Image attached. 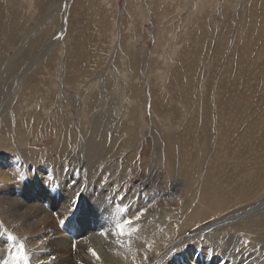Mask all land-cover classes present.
Segmentation results:
<instances>
[{"label": "rangeland", "instance_id": "374dc122", "mask_svg": "<svg viewBox=\"0 0 264 264\" xmlns=\"http://www.w3.org/2000/svg\"><path fill=\"white\" fill-rule=\"evenodd\" d=\"M4 23L8 26L6 31L1 27ZM0 24V75L5 76L7 70L8 77H5L8 82L13 80L12 85L22 71L23 77L30 80L28 88L24 85L20 88L19 84L17 90L15 88L17 97L12 98L8 111L14 106L13 110L23 115L30 126L35 123L37 126L33 127L36 132L33 136L26 134L20 141L26 140L27 148H24L33 154L38 165L27 172L23 165L15 164L18 156L14 153L13 158L10 157L8 190L13 189L18 197L24 185L32 186V183L49 188L47 192L52 198L62 192L72 200L83 198L87 202L94 201L95 197L102 200L98 212L108 216L105 219H110L111 224L107 227H112L108 231L106 226L102 229L108 236L114 233L112 242L103 239L105 247L100 248L105 253L100 254L101 258H108L104 264H120L122 252L125 249L128 252V247L137 239L143 241L148 236L145 227L150 220L163 217L161 212L165 208L174 209V197L166 192L171 179L163 175V154L168 148L174 150V167L179 165V158L197 162L204 157L201 156L203 150L212 149V136L219 129L218 122L222 134L240 137L241 142L248 138L247 142L252 143L250 147L246 146L247 142L237 146L247 160L258 168L259 163H264V0H0ZM9 96L12 97V92L4 97L6 102ZM88 101L91 105L96 101L94 109L86 106ZM113 104L111 124L100 131L106 146L112 149L100 159L99 168L84 169L83 151L77 146V142L81 143L78 127L82 123L84 129L88 128L92 119L102 117L99 114L103 107L110 110ZM57 110L60 112L56 113ZM59 118L67 121L68 129L72 125L77 127H74L76 133L79 132L76 142L69 141L70 137L68 140L61 137L57 128L61 124ZM150 130L152 133L148 132ZM203 133L208 136L203 138ZM129 135L138 137L137 145L128 142ZM7 139L5 134H0V145H10L9 149L17 152L11 144L13 140ZM232 141L223 142L218 148L215 143L214 153L218 154L217 160L224 172L234 171L229 157ZM56 148L73 153L69 156L59 151L58 154ZM42 155L46 159L41 160ZM71 155L75 162L70 161ZM39 165L42 170L37 169ZM145 166L152 168L153 177L150 175L152 183L142 187L148 175ZM91 171L94 176L88 184L89 187L95 185L96 191L86 192L84 185ZM114 174L128 178L129 182L123 179L126 183L120 189L122 192H115L113 187L115 183L120 185L119 178L113 186L108 185ZM254 175L256 172L252 173ZM258 192L264 194V187ZM37 202L31 203V213L23 218L34 216ZM47 203L43 207L52 206ZM56 203L49 210L54 219L59 206L58 201ZM16 216L19 218L18 214ZM13 217L12 223L4 222L7 229L0 231V264L41 263L42 260H36L31 253L33 246L45 250L44 240L28 225L26 239L18 240L17 228L22 222ZM125 220L131 223L125 224ZM65 225L57 226L64 229ZM93 230L92 235L82 236V242L89 249L93 245L88 236H94L96 230ZM154 239L158 240L156 235ZM118 244L123 247L118 249ZM72 246L75 247V241ZM199 247L192 248L198 251ZM204 248L211 253H208L209 258L203 256L202 261L211 264L212 249ZM71 253L74 262H79L78 253L74 250ZM67 256L58 254V259H67ZM94 259L80 264H103L97 256ZM177 263L189 264L183 259ZM215 264H225V261L221 259Z\"/></svg>", "mask_w": 264, "mask_h": 264}, {"label": "bare ground", "instance_id": "6f19581e", "mask_svg": "<svg viewBox=\"0 0 264 264\" xmlns=\"http://www.w3.org/2000/svg\"><path fill=\"white\" fill-rule=\"evenodd\" d=\"M1 27H3V29H5L6 31L8 26L5 25ZM14 37H16V35ZM24 49H27V48H24ZM12 61H15L14 58L12 59ZM12 61H9V64H11ZM6 71H5V76L8 77V74L6 73ZM26 72H27V75H30L28 74L29 71H26ZM23 74L24 73L22 71L19 74L21 76L20 78H14L16 81L14 85H12L13 80L12 82H8L9 80L4 75H0V134H5L8 138L7 140L12 139L13 141L11 142V144L15 148H17V152H14L13 150H11V148L9 149L10 145L8 147L6 145H2V146L0 145V231L2 230V228L7 229L6 225H4V222L7 224L8 221L10 222L14 221L13 216H15L16 219H20L22 222L21 223L22 226L17 225L19 228L16 227L17 228L16 234H18L17 235L18 240L23 241L26 239V237L24 236L27 233V231L25 230L26 229L25 227H27V225L29 227L33 226L32 227L33 230L38 231V233L40 234V238L44 240V244H45L44 245L45 250H40L38 246L37 247L33 246V253H31V255H33L34 256L33 258H35L36 260H42V262L38 264H80V262L82 263L88 262L89 259L93 260L94 258H96V256L98 259H101L104 264V262L105 263L107 262L108 258L107 257H102L103 259L101 258L100 254H103L104 252H101L100 248L105 247L104 246L105 243L103 239L105 241L108 240L112 242L111 238H112V235L114 237V233L113 234L108 233L109 234L108 236L107 233H104L102 229L104 226H106V229L108 231V229L111 230L112 227L111 226L107 227L108 224H111L110 219L109 221H106L105 219L106 217L108 218V216H106L104 212H102L101 214H99L98 212L103 203L101 199H100L101 201H99L98 200L99 198L95 197L96 199L94 201L87 200V202L86 200L84 201L83 198L72 200L71 198H69V196H65V193L63 194L62 192H60L61 194L59 196L52 198L47 192V190H50L49 188L45 189L44 187H41L39 185L35 186L32 183L30 184L32 186L24 185V188L22 190L19 189L20 194L18 197L15 196V191L13 189L8 190L9 187L6 185V183H8L10 179L9 168L12 167L10 157L13 158L12 155L14 153L16 156H18L17 157L18 160H16L15 164L19 163L20 165H23L27 172L30 168H32V166H34L35 168V165H38L33 160V157H34L33 154L24 148L26 147L24 146V144H26L24 143L26 140L24 142L23 140L20 141V139H22V137H24L26 134L27 135L32 134L31 136H33V133H36L33 129V127L35 128L37 127L36 123L34 124L35 126H30L29 121L26 120L23 115L21 116L17 113L16 110H13L14 106L12 107V109H10L11 111H8L10 105L13 103L12 98L14 96L17 97V95L15 94V88L17 90L18 84L20 88L22 87V85L27 86V88L29 86L30 80L29 78L27 79L25 76L23 77ZM63 74H65V72ZM24 91L26 90H23V92ZM8 92H12V97H10L11 96L10 95L9 96L10 101L8 100V102H6L4 100V97H6ZM65 100L66 99L64 98V101ZM95 103L96 101L91 105L90 102L88 101L86 103V106H88V108L90 107L94 109L95 107L94 105H96ZM14 105L16 106V104ZM151 105H152V100H151ZM152 106L154 107V105ZM109 107H110V110L105 109L104 107L102 108V113L99 114L102 116L100 118L101 120L98 119L96 116V119H92V123L88 128L84 129V126L82 125V123L78 127L79 131H81V136H80L81 138H79L78 141L81 143L79 144L77 142V146L80 145L83 151L82 155L84 157H83L82 162L84 165L83 166L84 169H87L89 166H90L89 168H92L91 170L99 168L98 166L100 163V159H102L112 149L106 146V141L104 140L103 137H101L102 134L100 135V131L101 130L103 131L105 127L107 126V124L108 125L111 124L110 122V116L112 115L111 110H113L114 108L112 107H115V106L113 104V105H110ZM59 112L60 111L57 110L56 113H59ZM25 114H27V112ZM26 118L29 119L28 117ZM66 124L68 125L67 121H64L62 118L60 126L57 125L58 131L61 132L60 133L61 137L63 138L64 136L66 140H68V137H70L71 139L69 138V141L72 140V142H76L75 139L77 138V134L79 132L76 133V131L74 130V127L75 128L77 127L72 125V128L69 127L68 129V127H66ZM54 127L56 128V125ZM217 127L219 128L217 133H215L212 136V138H214V140L211 142L212 149L203 150L201 156H204V157H201L198 159L196 158L198 161L195 163H191L190 161L185 162L184 158H183L184 160H180L182 158H179V165L176 166L178 168L175 169L176 167L172 166L174 165L173 159L175 156L173 148H168L165 151V153L163 154V158L165 159V169H164L163 175L170 176L169 178L171 179V181L169 182L168 191L166 192H168L169 195L174 197L173 203H176L175 207L174 209L172 207L163 209V211L161 212L163 217H160L157 220H150V224H148L149 226L145 227V229L147 230L146 233L148 236L143 241L137 239V241L134 243L133 242L134 240H133L131 247H128L129 248L128 252L126 249L124 253L122 252L123 256H122V259L120 260V264H178L177 261L179 259H183L189 264H200V263L208 264L207 261L205 262L202 261V258L203 256H204V259L209 258L210 256L208 253H211V251L210 250L206 251L204 247L212 249V255H213L212 261L215 263L219 262L221 259H224L225 264H264V194H259L260 192H258V189L260 187H264V163H259V165L260 164L261 165L258 168V165L247 160L245 158L246 155H244V153H241L240 151L237 150V146L239 145L241 146L243 142L246 143L248 141L247 137H246L247 139L241 142L239 141L240 137L233 138V137L222 134L221 132L222 127H221V124L218 122H217ZM48 128L49 126L47 127V129ZM214 131H215V126H214ZM148 132L152 133V130ZM203 134H204L203 138L208 136L205 133ZM115 138H118V136L117 137L115 136ZM26 139H27V136H26ZM230 139H232L233 141L231 142L232 147L230 148V151H229V157L231 159L230 162H231V166L234 171L224 172L222 171L219 161L217 160L218 154L214 153L216 152L215 143L217 142V145H218L217 148H218L219 145H221L223 142H226ZM2 142H3V139H2ZM62 142L65 143L64 141ZM128 142L134 143V145H137L138 137L136 135L134 136L129 135ZM119 144H121L120 141H119ZM251 145L252 143L250 144L249 142H247L246 146L250 147ZM116 148H115V151H116ZM138 148L139 146L137 147V149ZM181 148H182V144H181ZM183 150L185 149L183 148ZM59 151H62L63 154L67 153L69 156L70 154L73 153V152L71 153L70 151L66 152V150H57L56 153L60 154ZM135 153H138V151L135 150ZM238 154H240V156L237 158ZM43 158L45 157L42 155L41 160ZM56 158H59V155H57ZM158 159H161V157H159ZM70 161L71 162L76 161L72 155L70 157ZM40 166L41 165H39L37 169L39 168L40 170H42V166L41 167ZM151 170L152 168L145 169V172H147L148 175L145 179V182L141 183L142 187L145 184L152 183V178L150 179V175L151 173L153 175V171L151 172ZM30 171L32 172V169ZM253 172H256V175L252 176ZM88 176L90 177L87 178L86 180L87 183L86 181L84 182L86 183L84 185V187H86L85 190H87L86 192L96 191L95 185H92L91 187H89V184H88L89 179H91L94 176V173L91 171V174L90 175L88 174ZM118 178L120 182L118 183L120 185H116V183L114 184V181L115 180L117 181ZM123 179H126L128 181L127 177L125 176L117 177V175L114 174L112 175V179L109 180L108 185L113 186L114 184L113 186L115 189L114 191L115 192L117 191L118 193L122 192V190L120 191V189H122L123 186L125 187V183H126L125 181H123ZM158 181H159V178H158ZM95 183L96 181H94V184ZM3 185H5L6 187H4ZM33 186L37 187L36 190H33ZM58 188H60L61 190V186H58ZM86 192L84 191V193ZM19 197H22V198H19ZM39 198H42V199H39ZM149 198H152V196ZM34 200L36 201L38 200L34 216H32L31 218L25 219L27 217L26 215L28 214V212H30L29 209L31 208L29 207H31L30 205ZM44 200L45 202H48L52 206L43 207L45 203V202L43 203ZM54 200H55V203H53ZM57 201L60 207L57 206L58 209L56 208L57 210H55L56 219H54L52 216L53 214L50 213L49 210H51L53 206L55 207L57 205L56 203ZM75 201L79 202V204L75 203ZM16 214H18L19 218H17ZM61 220L65 221L64 223L66 225L64 229H61L57 226ZM197 224H199L198 227L197 226L195 227V225ZM84 227H86L87 229L85 230ZM92 229L96 231L95 233L93 232L94 236H88L89 238L90 237L92 238L90 239L91 242L89 240L88 242H90L91 245H93V247L89 249L90 247L82 242V236L85 235L86 233L88 235L92 233ZM99 232L100 233L102 232V234H99ZM155 235L158 239L157 241L154 239ZM76 237L79 238L78 241L76 240ZM117 237L118 235H116V238ZM73 241H75V247L72 246ZM115 242H117V240L116 241L113 240V243ZM196 246H201L198 248V251L193 249V248H196ZM121 247L123 246L120 244L117 245L118 249H121ZM185 247L186 249L184 250ZM200 248H204V249L199 250ZM170 249H172V251L167 256L166 255L167 251ZM73 250L78 253V256L80 258V259L77 258L79 261L77 263L74 262V257H72L71 255L73 254L71 253ZM112 250L113 249H111V251ZM122 250H124V248ZM93 252L96 253L95 256L92 254ZM58 254H68L67 256L68 258L64 260L58 259ZM50 256H53L54 259ZM114 257L116 258L119 256L118 254H116Z\"/></svg>", "mask_w": 264, "mask_h": 264}, {"label": "snow or ice", "instance_id": "6c2138e0", "mask_svg": "<svg viewBox=\"0 0 264 264\" xmlns=\"http://www.w3.org/2000/svg\"><path fill=\"white\" fill-rule=\"evenodd\" d=\"M60 223H61V224H64V220H61ZM124 223H125V224H130V223H131V220H125ZM22 254H23V253H21V255H22ZM92 254H93L94 256L96 255L95 252H93Z\"/></svg>", "mask_w": 264, "mask_h": 264}]
</instances>
